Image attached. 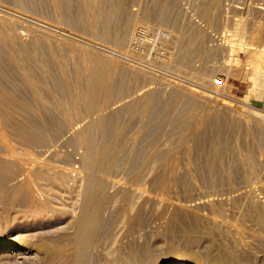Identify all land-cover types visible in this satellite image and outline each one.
Instances as JSON below:
<instances>
[{
    "label": "rangeland",
    "instance_id": "374dc122",
    "mask_svg": "<svg viewBox=\"0 0 264 264\" xmlns=\"http://www.w3.org/2000/svg\"><path fill=\"white\" fill-rule=\"evenodd\" d=\"M16 1L19 2V0H0V34L22 32L25 39L27 38L22 42L25 44V48L13 52L16 61L12 60L7 53L13 42L6 41L10 45L8 43L5 45L0 38L3 44L0 45V88L9 93V95L7 94L8 100L5 97L7 100L5 102L8 104L0 107V128L14 145H17L18 151L24 148L33 156L47 157L46 159L54 161L58 172L63 171L61 169H64V172L65 170L68 173L71 172L70 178L79 174L80 194L78 195L76 191L63 192V194L60 192L53 200L57 201V204L59 201L60 203L74 204L75 212L72 217L76 219L81 213L82 204H91L93 198L104 203L111 202L113 205L110 206L113 207L108 206V211L113 216H110L108 211L105 215L108 214L110 223L115 224L109 223L106 224V227L108 226L107 228L114 232L116 229L118 230L119 236L116 234L118 244L120 240L125 243L126 241L130 242L136 235L139 236L138 233L142 234L146 230H151L153 235L159 233L157 236H153L149 232L148 244L152 250L154 249V258L159 259V263L168 264L185 258L181 256L183 255L181 253H179L180 255L166 253V247L170 244L169 238L173 237L172 235L178 234L177 236H179L181 233L182 237L185 231L182 228H173L171 232L163 231V234L160 228L165 221L166 213L158 215L156 212L159 209L158 205L165 198L178 199L182 202L185 199H188L187 201L192 199V202L209 197H221L223 199L222 213L218 212L216 206L213 210L209 206H202L198 211L210 216H213L214 213L215 219L222 224L223 228H221L225 232L221 233V228L217 230L210 224L207 225L201 218L181 214L179 220L185 223L182 224L184 229L188 230L189 228L190 231L188 236L186 233L187 237H183L180 243L184 245H182L183 247L197 249L203 256L221 252L229 258L230 254L233 253L232 256H234L236 252H239L235 256L245 259L243 264H252L253 262L258 264L263 262L264 264V252H261V249L264 248L262 247L264 240L263 237H259L257 222L255 223L254 217L248 213L250 212L247 207L249 202L244 193L246 189H251L254 197L264 204V192L260 188V185L264 183V134H262L264 133V123L262 122L264 120L262 118L264 117V91L263 89L261 91V88L259 89L252 82L250 74L255 66V62L251 63L254 58V54H252L254 45L248 44L251 41L248 39L251 29V34L256 33L253 35L254 38L259 37L253 38V41L258 42L257 40L264 38V0H123L122 18L135 17L136 26L128 33L127 40L121 47L115 46L111 41V39L113 40L111 35L116 30L115 26H118V21L116 23L114 20V22V18L111 20L113 22L108 24L109 27L106 25L107 31L112 32L111 35L107 34V38H100L95 29L92 31V28H87V24L84 25L85 21L87 23V20L89 21L91 18L84 12L85 0H83L84 5L81 4L82 0H61V2L57 0H44V2L43 0H24L25 2L20 1V4ZM98 1L100 0H94L93 3L92 0H88L90 9H93L94 12L98 9ZM104 1L107 2L106 7L115 3L114 0H110L112 3L109 0ZM56 2L59 5H56ZM16 5L17 7H15ZM62 6L69 8L74 15L72 16L68 12L72 20H75L72 25L67 24V20L65 22L60 8ZM78 13H81V16ZM131 14L133 15L131 16ZM262 14L263 16H261ZM80 18L87 20L82 23L79 21ZM76 21H78V25ZM237 23L239 25L248 23L249 26L245 25L248 30L245 29L246 27H244V31L239 29L240 26ZM26 27H29L28 30L31 27V33L34 32L33 37L30 31L26 33L30 38L25 35ZM140 28L146 31V43H144L142 52H136L129 45L132 35ZM34 29L38 31L44 29V31L41 33ZM45 30L50 33H43ZM187 30L190 35H185ZM40 38L44 39L45 45H41L39 49L36 44L43 43ZM29 39L33 42L26 43ZM32 39L37 41L34 42ZM179 42L181 45L178 44ZM13 47L16 48L15 44ZM179 47L181 48L179 49ZM49 50L51 51L47 52ZM19 64L36 85L37 94L43 98V101L40 98L34 101L38 96L35 97L34 90L28 86L26 88L21 75L17 73L20 72L17 69ZM38 66H42L44 71H40ZM104 70L105 72H103ZM218 74L224 78V83L220 85L214 81ZM205 75H210L211 83H207L201 78ZM100 81L104 86L98 89L97 83ZM221 102L228 105L230 110L223 109V106L219 104ZM23 106L25 107L23 108ZM34 114L35 116H33ZM101 115L109 119L107 121L111 128L107 133L99 126L98 120ZM64 116L65 118L69 116L67 119H70L71 122L76 119L78 122H75L74 128H70L71 130L67 126L69 131L65 127L66 129H62L61 132H55L53 129L55 122L63 120ZM93 118L97 121L92 126L89 123ZM110 121L111 123H109ZM257 122H261L260 126ZM23 124L26 126L35 124L36 131L40 133L38 139L41 140L44 137L43 142L33 143L20 138L9 130L11 125L15 127L14 125ZM255 125L258 126L255 127ZM257 127L259 130L262 127L263 130L259 131ZM73 129L82 131L85 136L91 137L93 141L92 157L94 158L98 153L104 156L100 164L92 159V167L86 170L81 166L78 158L82 149L73 140L68 139L69 136H72ZM52 135L53 137H51ZM115 145L123 146L121 157L124 158L119 166L108 172L104 167L109 163V157ZM18 146H21V149ZM260 147L263 152L259 155ZM48 148L49 151H46ZM39 151L42 152V155H39ZM238 152L244 154L249 152V156L254 158L252 160L251 157L252 163L257 166L254 183L248 182V185L245 180L243 181V173H247L248 170L243 168L238 159ZM46 154L50 156L48 155V157ZM133 154H136L135 157ZM145 166H148L149 169L142 173ZM225 175L229 178H226ZM24 176H28L32 183L31 174L29 175L25 171ZM77 178L75 177L74 180ZM100 178L103 183L97 191L93 182ZM69 181L73 184V179ZM75 184L76 182H74ZM125 188L129 190L132 201H139L142 196L147 195L157 199L152 203L153 207H150L151 203H145L146 206L141 208L143 212L138 216L141 217L140 221L138 218V225L131 226V230H128L130 234H127L128 227L121 217V212L116 211L118 207L114 208V205H118L124 200L127 194ZM37 193L39 194V192ZM38 196L44 198L42 193ZM118 215H120V220L117 221ZM15 223L17 224V222ZM160 224L162 225L160 226ZM109 225L111 227L113 225L112 228L117 226L112 229ZM121 225L124 229L121 228ZM155 229L159 230L157 234H154L156 233L154 231H157ZM206 231L207 233H205ZM218 231L221 233L220 235ZM16 232H18L17 229L11 230V236L15 237L14 233L16 234ZM162 235L165 236L162 237ZM140 240L139 243L143 239ZM237 242L239 245L242 244V250L241 246H237ZM261 243L262 245H260ZM246 245L249 248H246L248 247ZM232 246L240 247L238 250L240 249L241 252L237 250V247L232 248L231 251ZM259 258H262L263 261ZM16 261L19 264L23 263L22 259ZM9 262L12 263L13 260H1L0 264H11Z\"/></svg>",
    "mask_w": 264,
    "mask_h": 264
},
{
    "label": "bare ground",
    "instance_id": "6f19581e",
    "mask_svg": "<svg viewBox=\"0 0 264 264\" xmlns=\"http://www.w3.org/2000/svg\"><path fill=\"white\" fill-rule=\"evenodd\" d=\"M20 1L22 2L24 0H19V2ZM57 1H60L61 2V0H57ZM92 1L94 3V0H92ZM19 2L16 1V3L20 4L21 2L20 3ZM43 2H44V0H43ZM85 2H86V7L84 8V12H85V14L87 16L90 15L91 18H89V21L85 18L84 20H87V23L85 21V24L84 25L87 24V28H89V29L92 28V31H93V29H95L97 31V34L100 36V38L101 37L102 38H107L108 37L107 34L110 33V32L107 31L106 25L109 27L112 18H114L113 21L115 20L116 23L118 21V23H117L118 26L117 27L115 26L116 30H115L114 34H112L113 36L111 35L112 32L110 33V35L113 38V40L111 38L110 39H111V41H113L114 45L117 46V47H121L122 45H124V43L127 40L126 37H127L128 33H130L135 28V26H136V19H135V17L134 18L133 17H131V18L126 17L127 19H123L122 18V15H123L122 14V9H123V13H124L123 0H114L113 1V2H115L114 4L109 0V2L112 3L111 4L112 6L109 5L107 7L105 6V4L107 2L104 1V0H100V1H98V3H99L98 9L95 12L93 11V9H90L88 0H85ZM84 3H83V0H82V3L81 4L84 5ZM57 4L59 5V3L56 2V5ZM15 7H17V5ZM18 7H20V6H18ZM23 8H25V7H23ZM60 8L62 10V14L64 15L65 22L67 20V22H68L67 24L72 25L75 22V20L73 19L74 20V22H73L72 17L68 15V12L71 13L70 9L69 8H65L63 6L60 7ZM230 10H232V9H230ZM86 12H88L89 14H87ZM172 12H173V10H172ZM158 13H159V10H158ZM78 14L80 15L81 13H78ZM78 14H76V15L79 16ZM71 15H72V13H71ZM132 15L133 14H131V16ZM72 16H74V15H72ZM261 16H263V14ZM2 18H4V17H2ZM73 18H75V17H73ZM173 19H174V17H173ZM76 20H78V19H76ZM84 20H82V18L79 19L80 22H82ZM241 21H242V19H241ZM9 22L11 23V21H9ZM76 22H77V25H78V21H76ZM159 22L161 23V21H159ZM12 23H14L13 20H12ZM82 23H81V25H82ZM238 23H240V22H238ZM248 23H247V25L246 24H241V25L238 24L240 27H242V28L239 27V29H242L244 31V27L249 26ZM81 25H79V26H81ZM251 26H252V24H251ZM252 27H254V26H252ZM27 28H29V27H26L24 29L25 30V35L31 29V27H30L29 30ZM247 28L248 27H246L245 29H247ZM192 29H194V28H192ZM256 29H257V27H256ZM34 30L37 31V32H41V33H42V31H44V29H42V31H38L36 29H34ZM188 30H187V32H188ZM237 31H239V30L237 29ZM31 32L32 31H30V33ZM46 32L47 33H50L49 31H46V30L43 33H46ZM187 32H185L186 33L185 35H187V34L190 35L189 34L190 32H188V33ZM249 32H250V35H248L249 36L248 39L251 40L250 41L251 43L249 42L248 44L249 45L250 44L251 45H254L252 47L253 48L252 49L253 50L252 51V54H254V58H252V62L251 63L255 62V66H254L253 72L250 75L252 76V82H253V84L256 85L257 87H259V89L261 88V91H262V89L264 91V71H263L264 70V67H263V64H264V38L263 37H262V39L260 38V40H257L258 42L253 41L252 40L254 38L253 35H255L256 33L254 32L255 34L254 33L251 34L252 29H251V31L249 30ZM14 33L15 34H10V33H4L3 32L2 34H0L1 41H2V43H5V45L8 42H11V43L13 42L11 44L12 47L7 52V53H9L8 56L9 57L11 56V59L12 60H15V57L13 55V52L16 51L17 49H21V48L23 49V48H25V44L22 43V42H24V40L27 39V38L25 39V36L23 35L22 32H14ZM33 33H31L32 35L30 34L32 37H33ZM41 33H38V34H41ZM240 34H241V32H240ZM48 35L50 36V34H48ZM35 36H36V34H35ZM27 37L30 38V36H27ZM187 37L189 38V36H187ZM240 37H242V36L240 35ZM257 38H259V37L257 36ZM257 38H254V39H257ZM34 39H35V37H34ZM34 39H32V40H34ZM184 39H185V36H184ZM184 39L182 38L183 41H184ZM42 40H43V43L42 44H39V45L36 44L37 45V48L39 46V49H40V46L44 44V39H42ZM42 40L40 38V41L41 42H42ZM1 41H0V45L2 44ZM6 41H8V42L6 43ZM30 41L31 40L29 39V41L27 40V42L26 41L25 42L28 43ZM35 41H37V40H34V42ZM31 42H33V41H31ZM173 42L176 43V41H173ZM14 44H15V47L16 48L13 47ZM178 44H180V42ZM46 46H48V45L46 44ZM50 46L52 47V45H50ZM180 48L181 47H179V49ZM41 49H43V48H41ZM45 49H46V47H45ZM51 50H49L47 52H50ZM248 54H249V52H248ZM49 55H50V53H49ZM49 55H47V56H49ZM249 56H250V54H249ZM249 56H248V58H249ZM49 57H51V56H49ZM250 60H249V62H250ZM103 66H105V65H103ZM22 68L23 67L21 66V64H19L17 69H19L20 72H17V73H19V75H21V77L23 79V82L26 84V85L25 84H23V85H25L26 88L28 86L30 89L34 90L35 97L38 96L36 98V100H34V101H37V99L40 98V95L37 94V87L29 79V75ZM38 68H39L40 71H42V72L44 71V68L42 66H38ZM102 69H103V67H102ZM104 69L107 70V68H105V67H104ZM56 71H58V70H56ZM103 72H105V70ZM209 76L210 75H205V76H201V78L204 81H206L207 83H211L210 81H212V80L210 79ZM59 78L61 79V77H59ZM3 79H4V77H3ZM22 79H21V81H22ZM103 86H104L103 82L100 81V82L97 83V88L98 89L102 88ZM251 90H252V88H251ZM18 92H20V91H18ZM7 94L9 95V93H7L6 90H4L3 88L1 90V88H0V107H2V106L4 107L6 104H8L7 102H5V101L8 100L7 97H9V96H7ZM5 97H6L7 100L5 99ZM40 99L42 100L43 98H40ZM32 103H34V102H32ZM219 104L221 106H223V109L224 108H227V109L230 108L225 103H222L221 102ZM10 106H11V104H10ZM24 107L25 106H23V108ZM18 108H19V106H18ZM49 108H50V106H49ZM246 110H248V109H246ZM242 112H243V110H242ZM254 112H256V111H254ZM239 113H241V112L239 111ZM259 114L261 115V113H259ZM253 115H254V113H253ZM33 116H35V114ZM257 116H258V114L256 115V117ZM68 117L69 116H67L65 118V116H64L63 120L60 121L58 119L59 121L55 122L56 124H55V126H53V129L55 130V132H59V131L61 132V130L64 129L65 127H67V126H69V129L71 127L74 128L73 125L75 124V122L77 123L78 120L76 119V121L71 122L70 119H67ZM234 117H236V116H234ZM50 118H51V116H50ZM60 118H61V116H60ZM244 118H245V116H244ZM262 118L264 119V117H262ZM11 119H14V118H11ZM107 120H109V119H107L106 116H102V115H101V118H99V120H98L99 121V126L106 133L111 128L110 125L108 124V121ZM21 121H22V119H21ZM96 121L97 120L93 118V120L89 124L93 126V125L96 124ZM30 122H32V121H30ZM221 122H222V120H221ZM262 122L264 123V120H262ZM109 123H111V121ZM258 123L259 122H257V124ZM260 123H259V126H260ZM21 124H22V122H21ZM26 124L19 125V126L18 125H14L15 127H13L11 125V127H10L9 130L12 133H14V134L16 133V135L19 136L20 138L27 139V140H29V141H31L33 143L43 142L42 139L44 137L41 140L38 139V137L40 138V136H39L40 133L36 131L37 129H35L36 128L35 127L36 125L35 124H32L34 126H31L30 124H28L30 126H26ZM250 124L252 125V123H250ZM50 125H52V124H50ZM111 126H112V124H111ZM256 126H258V125H255V127ZM254 128H253V130H254ZM257 128L259 130V127H257ZM67 130H68V127H67ZM255 130H256V128H255ZM260 130H263L262 127H261ZM42 134H44V133H41V135ZM262 134H264V133H262ZM27 136H29V137H27ZM44 136H46V135L44 134ZM51 137H53V135ZM45 138L48 139V137H45ZM69 138L71 140H73L75 142V144L78 145L82 149V151L79 154V158L78 159H79V163L81 164V166L84 169L87 170L88 168L92 167V159H94V161L96 163H98V164H100V162L103 160V157L104 156L101 153H98L97 155H95L94 158L92 157L91 150H92V143H93V141H92L91 137L85 136L82 133V131H78V130L76 131V129H73L72 136L71 137L69 136L68 139ZM15 145L12 142V140L9 137H7V135L3 131V129L0 128V261L1 260L2 261H5V260H9V261L10 260H13L12 263L9 262L11 264H19V262L16 261V260L19 261V259H22V261H21V262H23L22 264H157V263L158 264H162V263H159V261H158L159 259L157 260V259L154 258V255H153V250L154 249L152 250V248L148 244V237L150 236V233H151V235H153L151 230L150 231L149 230L148 231L146 230L144 233L142 232V234L141 233H138L139 236L137 237V235H136L137 238L135 236H133L135 238L131 239V241L128 239L130 242L126 241V243H125V241L123 242V241L120 240V243L118 244V239H117V235L119 236V234L117 232L118 230L116 229L115 232H114V230L112 231L109 228H107L108 226L106 227V224L108 225L110 223V220H108L109 219V217H108L109 215L108 214L105 215V213L108 211V206L110 208L113 207V206H110V205H113V204H111V202L110 203L109 202L104 203V202H101L100 200H98L97 198H93L91 200V204H88V203L87 204H82V210H81V213L83 212L82 215L80 213V215L78 216V219L73 218L72 215L75 212L74 204H69V203L66 204V203H63V202L60 203V201L58 202L59 204H57V201H54L53 199H55L56 196L58 195V193H60V192H62V194H63V192H65V193H71L72 191H76L78 193V195H79L80 192H81V190H80L81 189V184L78 182L79 174H78V176H72L71 175L73 178L72 177L70 178V175L69 174L71 172L68 173L66 170L64 172V169H61L63 171L58 172L56 170V168L58 169V167H56L55 163H53L54 161H51V160L46 159L47 158L46 156H45L46 158L38 157V156H33L30 152L26 151L24 148L21 151L20 150L18 151L17 150V145L16 146ZM20 147H19V149H21ZM52 150H53V148H52ZM52 150H51V152H52ZM123 150H124L123 146L115 145V147H114V149H113V151H112V153H111V155L109 157L110 158V161L104 167L106 169V171L110 172V171H112V169H114L115 167H117V166H119L121 164V162L123 161V158H124V157L123 158L121 157V153H122ZM46 151H49V148ZM54 152H52V153H54ZM262 152L263 151H262V148H261L258 151V154L260 155V154H262ZM56 153H58V152H56ZM247 153L244 154V153L238 152V159L241 161V164H242L243 168L245 167V168H247L245 170H248L247 173H245V172L243 173L244 174L243 175V181L245 180L247 184H248V182L251 184V183H254L255 182L253 179H254V176L256 175L255 173H256V170H257V166H256V164L254 165L252 163V160H254V158L251 156L252 157V160H251V157L249 156V152H247ZM62 154H63V152H62ZM137 154H139V153H137ZM250 154H252V153H250ZM39 155H42V152L41 151H39ZM133 155L135 157L136 154H133ZM137 160H139V158H137ZM250 160H251V162H250ZM148 169H149V167L148 166H145V168L143 169L142 173L144 171L148 170ZM25 171H27V173H29V175L31 174V176H32L31 177L32 183L29 181L30 179H29L28 176H24ZM225 176H226V178H229V177H227V175H225ZM75 177H78V178L76 180H74ZM72 179H73V184H72V182L69 181V180H72ZM74 182H76L75 185H74ZM102 183H103L102 178L96 179L93 182V184H94L95 188L97 189V191H98V188L101 187V184ZM106 183H108V182H106ZM260 188H261L262 192H264V183L260 185ZM121 189H123V188H121ZM125 191H127V194H126L124 200L120 204L114 205V208L115 207H118L119 208V209L116 208V211H118L119 213L121 212L120 213L122 215L121 217H123L122 219L126 222L127 227H128L127 228L126 227V224H125V227L127 228L126 229L127 230V234H130V233H128V230L131 228V226L133 224L134 225L136 224V226L138 225V218H139V221H140V218L141 217H138V216L140 215L141 212H143L141 210V208L144 205L146 206L147 203L148 204L151 203L150 204V207H153L151 205H154L152 203H154L157 199L155 197H150V196L147 195V196H142L139 201H132L133 199H132V197L130 195L129 190L126 189ZM37 192H39V194ZM41 193L44 195V198H39L38 195H40ZM222 193H224V192L222 191ZM244 193L248 197L249 204H247V207H248V210L250 211L248 213H250L254 217L255 223L257 222L258 227H259V229H258L259 231L258 230L257 231H258V234L261 235V236L259 235V237H263V240H264V204L260 203L254 197V194H253V192H252L251 189H246L244 191ZM45 194H46V196H45ZM65 195L67 196V194H65ZM185 200L182 202V201H180L178 199L173 200V199H170V198H165V199L162 200L161 204H159V205L156 204V205L159 206V209L156 211V212H158L157 213L158 215L161 214V213H164V212L166 213V215L164 214L166 216V218H164L165 221H164V223H162L163 225L160 224V226L162 225L161 228H160V230H162V232L163 231L164 232L165 231L166 232H168V231L171 232L173 230V228H175V229L176 228H182L185 231V232H183V236L182 237L180 236L182 233L179 234V236H177L178 234L176 233L177 234L176 235L177 237L175 235H172L173 237L169 238L170 239V244L166 247V253L176 254V255H178L179 253H181V254H183L181 256H183L185 258L184 259H179L178 261H176L174 263L172 262V263H168V264H189V263L190 264H243L245 259H243L241 257L239 258L238 256H235L239 252H236V254H234V256H232L233 253L231 252L232 254H230V256H229V258L231 260L230 261L229 258L226 257L225 254H223L221 252H216L215 254L213 253L214 255L211 253L212 255H208L210 257L207 258L208 257L207 254H206V256H203V255H201V253L197 249L188 248L186 246L183 247L184 245L181 244L180 241H181V239L183 237L186 236V233H187V236H188V234H189L188 232L190 231V229L189 228H188V230H187V228L184 229V225H182V224H185V223H182V221L179 220L180 216H182L181 214H186L187 216L188 215H191L192 217L201 218L202 220H205V222H206L207 225L210 224L214 229L220 230V228L222 227V224L218 220L215 219L216 216L214 215L213 212H212L213 213L212 214L213 216H210L208 214L201 213L198 210L202 206H207V207L209 206V207L212 208V210H213L214 206H216L218 212H220V213H222V210H223L222 209L223 199L221 197L220 198H217V197H209V198L204 199V200H202V199L201 200H198V201H194L193 200L192 202H191L192 199L190 201H187L188 199H185ZM64 201H67V200H64ZM86 202H89V201H86ZM217 210H215V211H217ZM112 211H113V209H112ZM116 211H115V213H116ZM108 212H109V214L111 216L112 215L111 212L110 211H108ZM248 213H245V214L247 215ZM243 214H244V212H243ZM142 215H143V213H142ZM119 216L120 215H118V217ZM118 220H120V217H119V219H117V221ZM124 221H121V222L124 223ZM15 222H17V224ZM12 223L14 225H10ZM123 223H122V225L124 226ZM110 224H115V223H110ZM117 225H119V224H117ZM122 225H121V228H122ZM158 226H159V224H158ZM158 226H156V227L158 228ZM109 227H111V226L109 225ZM112 227H113V225H112ZM115 227L112 228V229H115ZM119 227H117V228L120 229ZM14 229L15 230L17 229L18 232H16V234L14 233L15 237H12L11 234H10V231L11 230H14ZM122 229H124V228H122ZM120 230H119V232H120ZM155 230H157V229H155ZM178 230H180V229H178ZM158 231L159 230L154 231L156 233H154V232L153 233L154 234H157ZM124 232H123V234H124ZM164 232H163V234H164ZM222 232H225V230L222 229L221 233ZM205 233H207V231ZM221 233H219V231H218V234L219 235ZM160 234H162L161 231H160ZM157 235H153V236H157ZM165 235H166V233H165ZM165 235H162V237H164ZM168 237H170V236L168 235ZM130 238H132V237H130ZM119 239H120V237H119ZM140 239H143L141 243H139L141 241ZM122 242H123V244H121ZM131 244H132L133 247L131 246ZM260 245H262V243ZM237 246H241V248L240 247H237ZM237 246H235V247H237V250H238V248H240L241 250L243 249L242 244L239 245L238 242H237ZM243 246H245V245H243ZM246 246H248V245H246ZM154 247L157 248V246H154ZM235 247L232 246L231 247V251H232V248H235ZM262 247H264V242H263ZM246 248H249V246L246 247ZM240 249L238 251H240ZM244 249H245V247H244ZM263 249H261L262 250L261 252H264ZM155 253H158V252H155ZM227 253H229V252H227ZM240 254H242V253H240ZM253 255H254V253H253ZM263 257H264V254H263ZM254 258H253V260H255ZM260 260H262V258ZM253 263L254 264H258L257 262L256 263L253 262ZM261 264H263V262Z\"/></svg>",
    "mask_w": 264,
    "mask_h": 264
},
{
    "label": "built area",
    "instance_id": "2783aa9c",
    "mask_svg": "<svg viewBox=\"0 0 264 264\" xmlns=\"http://www.w3.org/2000/svg\"><path fill=\"white\" fill-rule=\"evenodd\" d=\"M144 43H146V31L144 29H138L132 35V39L130 41V48L136 52H142L144 50ZM217 84L224 83V78L221 74H218L214 80ZM227 81V79H226Z\"/></svg>",
    "mask_w": 264,
    "mask_h": 264
}]
</instances>
